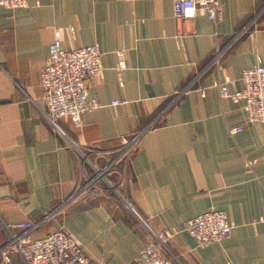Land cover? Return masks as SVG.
I'll return each mask as SVG.
<instances>
[{"label":"crops","instance_id":"crops-1","mask_svg":"<svg viewBox=\"0 0 264 264\" xmlns=\"http://www.w3.org/2000/svg\"><path fill=\"white\" fill-rule=\"evenodd\" d=\"M220 1L217 23L202 9L194 18L175 16L173 0L0 5V245L6 225L43 220L84 182L71 141L91 158L88 148L109 150L112 158L121 140L143 131L119 186L130 204L90 192L31 236L65 227L95 261L136 264L150 240L148 226L168 228L169 247L182 264H264V122L249 121L215 84L264 64V0ZM55 26L65 46L98 42L104 66L88 79L98 106L82 114L80 126L60 118L62 131L41 110V72ZM216 46L224 48L220 69H205ZM118 49L126 62L121 70ZM236 126L242 128L230 134ZM249 159H255L251 173ZM84 168L93 173L87 161ZM210 208L225 212L232 233L199 246L183 221ZM0 264L26 263L14 253L10 262L0 256Z\"/></svg>","mask_w":264,"mask_h":264},{"label":"built area","instance_id":"built-area-1","mask_svg":"<svg viewBox=\"0 0 264 264\" xmlns=\"http://www.w3.org/2000/svg\"><path fill=\"white\" fill-rule=\"evenodd\" d=\"M0 5L9 8L29 7V2L0 0ZM198 9L204 10L213 23H217L222 17L220 0H173L174 15L179 18H194ZM69 30L75 32L73 26H69ZM223 51L224 48L216 46L205 69L216 67L219 70ZM101 54L98 42L76 47L65 46L62 41V28L54 27L53 40L41 72V110L56 129L62 131L58 123L60 118L70 119L75 126H80L83 122L82 114L92 112L98 106L96 99L89 96L88 79L103 72ZM117 54V67L121 70L126 66L124 50L118 49ZM237 83H240V87H236ZM215 84L221 97H230L235 104L244 108L249 121L264 122V64L243 68L237 78L225 74ZM118 102L119 100L113 101L114 104ZM241 128L236 126L228 130L230 134H234ZM142 133L143 131H137L121 140L115 149L116 155L112 158L109 150L88 148L94 154V158H91L81 146L71 141L83 166L84 182L43 220H27L6 225L8 238L0 245L2 259L10 262L12 254L17 253L26 264H104L89 257L81 240L65 227L41 237H32L31 232L50 216L61 213L70 201L90 192L114 195L118 201L130 204L121 194L119 186L125 180L129 161L138 147ZM100 156L105 157L104 164L97 162L96 159ZM85 161L89 163L93 173L85 170ZM116 163H119L117 168L114 167ZM254 163L255 159L246 161L248 173L254 172ZM112 172L117 173L118 179L113 180L110 177ZM102 182L107 183V186ZM182 227L199 246H206L229 237L233 224L223 210L210 208L184 220ZM12 228L19 231H12ZM148 230L150 240L141 250L136 264H182L168 244L174 232L168 228L154 230L150 226Z\"/></svg>","mask_w":264,"mask_h":264},{"label":"rangeland","instance_id":"rangeland-1","mask_svg":"<svg viewBox=\"0 0 264 264\" xmlns=\"http://www.w3.org/2000/svg\"><path fill=\"white\" fill-rule=\"evenodd\" d=\"M126 174H127V173H126ZM125 176H126V175H125ZM102 184H103L104 186H105V185L107 186V183H105V182H102Z\"/></svg>","mask_w":264,"mask_h":264}]
</instances>
